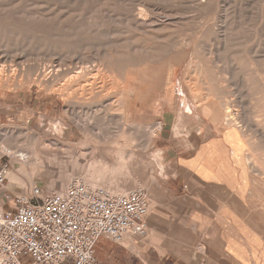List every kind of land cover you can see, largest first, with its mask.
<instances>
[{
    "label": "rangeland",
    "instance_id": "obj_1",
    "mask_svg": "<svg viewBox=\"0 0 264 264\" xmlns=\"http://www.w3.org/2000/svg\"><path fill=\"white\" fill-rule=\"evenodd\" d=\"M0 55L6 66L12 57L23 64L0 88V171H14L25 181L9 187L7 176L10 191L37 186L58 193L84 179L115 193L143 188L150 204L165 198L166 181L176 169L155 145L166 107L175 115L173 134L188 135L184 146L222 130L241 179L245 170L247 178L250 173V199L264 231V137L255 130L260 121L264 125V112L257 111L264 107V0H0ZM104 58L138 64L131 66L128 104L119 102L120 80L112 89L83 90L91 77L99 85L110 83L107 70L96 72ZM52 66L64 67L48 83L37 82V71L50 74ZM208 86L215 101L211 113L193 98L204 97ZM120 111L130 113L127 122L137 130L133 141L89 134L81 145L82 124L107 132L121 122ZM54 140L61 147H53ZM121 145L136 153L126 169L89 165L98 155L116 163ZM9 147L32 154L44 167L27 166L21 173L22 161ZM81 149H92L93 158Z\"/></svg>",
    "mask_w": 264,
    "mask_h": 264
},
{
    "label": "crops",
    "instance_id": "obj_2",
    "mask_svg": "<svg viewBox=\"0 0 264 264\" xmlns=\"http://www.w3.org/2000/svg\"><path fill=\"white\" fill-rule=\"evenodd\" d=\"M158 124L156 148L176 166L166 196L150 204L145 234L126 233L117 244L99 238L97 264H264L250 173L245 183L222 130L184 146L188 135L173 134L171 109H163Z\"/></svg>",
    "mask_w": 264,
    "mask_h": 264
},
{
    "label": "built area",
    "instance_id": "obj_3",
    "mask_svg": "<svg viewBox=\"0 0 264 264\" xmlns=\"http://www.w3.org/2000/svg\"><path fill=\"white\" fill-rule=\"evenodd\" d=\"M0 171V264H97L99 238L121 243L126 233H146L150 199L136 188L117 194L84 179L64 193L35 186L19 193Z\"/></svg>",
    "mask_w": 264,
    "mask_h": 264
},
{
    "label": "bare ground",
    "instance_id": "obj_4",
    "mask_svg": "<svg viewBox=\"0 0 264 264\" xmlns=\"http://www.w3.org/2000/svg\"><path fill=\"white\" fill-rule=\"evenodd\" d=\"M18 18H19V16H18ZM22 18V17H21ZM59 24V23H58ZM145 51V50H144ZM126 52H128V51H126ZM151 54V53H150ZM147 55L148 54H143L142 56L144 57V58H146L147 57ZM154 55V54H153ZM1 56V55H0ZM149 56H152V55H148V57ZM1 57H3V56H1ZM0 57V88L1 87H4V86H6L7 85V83L9 84L10 82H8L7 80H8V77L9 76H11L12 74H11V72L12 73H15V75H16V72H18V71H20V69L22 68V65H21V63L19 64V62L15 59V58H13L12 57V59H11V63H12V65H10V66H6V65H4L3 63H2V61H4L2 58ZM141 60V59H140ZM138 61V62H141V61ZM244 60V59H243ZM250 60V59H249ZM6 62V61H5ZM101 63H100V65L97 67V69H96V72L97 73H103V71L104 70H107L106 72L107 73H109V74H111V79H110V83H103L102 85H99V84H96L94 81H92L91 79H92V77L91 78H89L90 80H88V81H91L89 84H86V83H84L82 86H84L83 87V90L84 89H86V90H88V91H95V90H103V89H105V88H110V86H111V89H112V85H114L118 80H120V84H119V95H120V99L119 98H117V100L119 99V102L122 104V103H124V104H128V95H129V92H130V90H131V87L132 86H134V81H133V71H132V69H131V66L133 65V64H135V65H138V64H136L135 63V60L134 59H132V58H129V59H126V58H124V59H115V60H106L105 58L103 59V60H101L100 61ZM233 62V61H232ZM245 64V63H244ZM67 66V65H66ZM56 67V66H55ZM54 66H52L51 67V69H50V74H45V70H41V71H37V73H36V77H37V79H36V81L37 82H39V83H44V82H49V80H52L53 78H54V76L56 77V75L58 74V72L60 71V70H62V68L64 67H62L61 69H56V68H58V66L55 68ZM70 67V66H69ZM80 67H82V65H80ZM80 67H78L79 68V70H80ZM84 68V67H83ZM86 68H88V67H86ZM86 68H85V71H86ZM29 69V68H28ZM134 69V68H133ZM22 70H24V69H22ZM31 70V69H30ZM30 70H28V71H30ZM64 70V69H63ZM197 70V69H196ZM240 70V69H239ZM11 71V72H10ZM84 71V70H83ZM84 71V72H85ZM22 72V71H21ZM61 72H63V71H61ZM83 72V73H84ZM92 72H93V70H92ZM139 72H141V71H139ZM11 75H10V74ZM69 73V72H68ZM82 73V74H83ZM86 73V72H85ZM84 73V74H85ZM97 73H95V74H97ZM102 73H101V75H102ZM18 74H19V72H18ZM72 74V73H71ZM80 74V73H79ZM89 74V73H88ZM145 74V73H144ZM144 74L143 75H141L140 77H141V79L142 78H144V77H142V76H144ZM200 74V73H199ZM59 75V74H58ZM72 75H74V74H72ZM149 75V80L151 81L152 80V78H153V76H154V74H148ZM195 76H196V74H194ZM90 76V75H89ZM109 76V75H108ZM12 77V76H11ZM14 77V76H13ZM17 77V76H16ZM69 77H71V75L69 76ZM72 77H74V76H72ZM94 77H96V75L94 76ZM135 77V76H134ZM197 77V76H196ZM261 77V76H260ZM98 78V77H97ZM263 78V77H262ZM261 78V79H262ZM11 79H13V78H11ZM11 79H10V81H11ZM72 79V78H71ZM88 79V78H87ZM94 80H97V79H94ZM71 81V80H70ZM69 81V82H70ZM73 81V80H72ZM200 81V80H199ZM99 82V81H98ZM251 82V81H250ZM119 83V82H118ZM260 83V82H259ZM263 83H264V81H263ZM78 84H81V83H78ZM86 84V85H85ZM191 84V83H190ZM201 84H203V83H201ZM71 85H73V84H71ZM116 86H117V83L115 84ZM208 85V84H207ZM264 85V84H263ZM64 86V85H63ZM206 86V85H205ZM212 88V87H211ZM209 86L206 88V92H205V96L204 97H199V96H197V95H195V94H193L194 96H193V98H195V102H196V105L198 106V107H201V108H203V110L205 109V111L206 112H208V113H211V111H212V109H213V105L215 104V101H214V99H213V94H214V92H213V90L211 89ZM110 89V90H111ZM149 89H151V88H149ZM74 90V89H73ZM109 90V91H110ZM204 90V89H203ZM62 91V90H61ZM68 91V90H67ZM180 91V90H179ZM190 91V90H189ZM107 92V91H106ZM147 92V91H146ZM181 93V92H180ZM117 94V93H116ZM118 95V96H119ZM196 96V97H195ZM256 98V97H255ZM191 99V98H190ZM95 100H97V99H95ZM259 100V99H258ZM181 102V101H180ZM191 103V102H190ZM189 103V104H190ZM263 103H264V101H263ZM187 110V109H186ZM190 111V110H189ZM257 111H259V112H261V111H263L264 112V107L263 108H259V109H257ZM256 110L254 111V112H257ZM117 114H119L121 117H122V120H121V122H117V124L114 126V129H112V130H107V132L106 131H104L101 127H97V126H99V125H97V126H94L93 128L92 127H89V125H86V124H82L81 125V127H80V125H79V127L83 130V132L82 133H84V137H83V141L81 142V145H87L85 142L87 141V136H89V134H91L92 136H94V139H99V140H102V141H109V140H114V139H116V138H119V137H121V136H123V138L124 137H126L125 138V140L127 141V139L129 138V140H134L135 138V136H136V127L133 125V124H131V123H128L127 122V120H128V118H129V116H130V113L128 112V111H123V112H117ZM116 115V113H112V116H115ZM134 115V114H133ZM263 115V114H262ZM261 115V116H262ZM257 116V115H256ZM92 117H93V115H92ZM116 117V116H115ZM255 117V116H254ZM94 118H95V116H94ZM258 118V117H257ZM256 118V119H257ZM92 119V118H91ZM263 119V116L261 117V120ZM258 121V120H257ZM93 122H94V120H93ZM257 123V122H256ZM261 121H260V124H258L257 125V127L255 128V127H253V128H255V130H256V132L259 134V135H261L262 137H264V125H261ZM94 124H96V123H94ZM154 132H152V134H153ZM82 136H83V134H82ZM53 143H54V145H52L53 147H55L56 145H60V144H63V143H61L60 142V144H58L59 142L57 141V140H54L53 141ZM228 143V142H227ZM4 145V144H3ZM47 145V144H46ZM0 146H2L1 144H0ZM57 146V147H58ZM90 146V145H89ZM6 147V146H5ZM5 147H2L3 149H5L6 150V148ZM59 147H61V146H59ZM98 147V146H97ZM1 148V149H2ZM9 148H11V147H9ZM16 148L17 147H14V149L16 150ZM50 149V148H49ZM66 149V148H65ZM89 149H90V147H89ZM101 150H102V148H100ZM99 149V150H100ZM4 150V151H5ZM9 150V149H8ZM11 150H12V148H11ZM11 150H9V154L10 155H13V156H15V157H18V158H20V160L22 161L21 162V166H20V168H17V170L18 169H20V171H21V173H23V174H25V173H27L26 171V167L27 166H31V167H33L34 168V170L39 166V165H42L43 167H44V164H42L41 162H39L38 161V159H37V157H35V156H33L32 154H28V153H25V152H23V151H18V150H16V151H11ZM69 150V149H68ZM77 151H78V149H76ZM82 150V152H85L84 154H85V156L86 155H88L89 157H92L93 155L91 154V153H93L92 151V149H91V152L90 151H88L87 149V151L85 150V149H81ZM1 151V150H0ZM117 151H119L118 153H117V162L116 163H113L109 158H107V156H106V158L108 159V160H110L111 161V163L110 162H108L107 160L105 161V159H103V158H99V159H97L98 157H99V155H98V157L97 158H93V159H91V161L89 162V165L90 166H94V165H97V164H100L102 167H104V168H106V169H108L109 168V170L108 171H110V169H112V170H116V169H121V170H124V169H126L127 167H129L130 166V162H128L130 159H132V157H134L135 156V149L133 148V149H130V150H128V145H121V147H120V149L119 150H117ZM8 152V151H7ZM71 152V151H70ZM78 152H81V151H78ZM102 152H103V150H102ZM4 153V152H3ZM71 154H72V152H71ZM83 154V155H84ZM115 155H116V153H115ZM52 156V155H51ZM54 156H56V158H57V155H54ZM97 159V160H96ZM13 161V160H12ZM15 161V160H14ZM243 165V164H242ZM241 168V167H240ZM128 169H130V168H128ZM8 171V170H7ZM19 171V172H20ZM120 172V171H119ZM247 171L245 170V172H243V174H241V175H243V179L244 180H247L248 181V178L244 175L245 173H246ZM113 173V172H112ZM116 173V172H115ZM7 176L10 178V180H11V182L9 183V187H13V184L16 182V183H23L24 184V180L23 179H21L19 176H17L16 174H15V172L14 171H8L7 172ZM65 192V191H64ZM64 192H58V193H64ZM117 194H122L121 192L120 193H117ZM255 215V214H254ZM253 224H255L254 223V221H253ZM256 226V225H255ZM254 227V226H253ZM264 227V226H263Z\"/></svg>",
    "mask_w": 264,
    "mask_h": 264
}]
</instances>
